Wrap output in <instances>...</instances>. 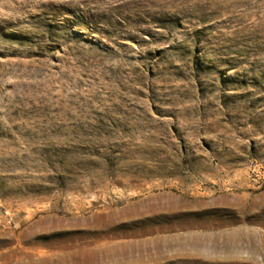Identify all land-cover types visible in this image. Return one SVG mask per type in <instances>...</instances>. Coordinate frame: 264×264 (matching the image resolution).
Masks as SVG:
<instances>
[{
	"label": "rangeland",
	"instance_id": "1",
	"mask_svg": "<svg viewBox=\"0 0 264 264\" xmlns=\"http://www.w3.org/2000/svg\"><path fill=\"white\" fill-rule=\"evenodd\" d=\"M0 264H264V0H0Z\"/></svg>",
	"mask_w": 264,
	"mask_h": 264
}]
</instances>
